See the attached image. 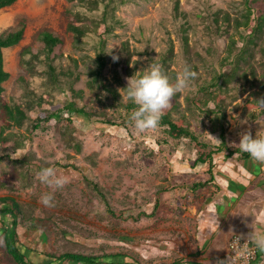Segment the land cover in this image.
<instances>
[{"label":"rangeland","instance_id":"obj_1","mask_svg":"<svg viewBox=\"0 0 264 264\" xmlns=\"http://www.w3.org/2000/svg\"><path fill=\"white\" fill-rule=\"evenodd\" d=\"M92 2L18 0L0 10V35L24 25L23 40L2 52L4 70L9 74L3 84L4 100L22 104L25 89L44 97L42 105L35 104L29 109L30 120L25 128L11 129L17 138L0 145L3 158L0 198L11 197L21 205L23 215L17 221L16 231L21 243L35 251L26 254L36 264L46 260L37 254L64 251L83 255L130 251L145 264L167 263L196 248L192 232L198 227L197 216L211 188L193 190L192 186L208 180V167H192L197 156L193 144L171 139L165 127L138 132L131 121L133 111L127 107L132 102L124 88L130 77H138L166 53L170 40L174 55L169 70L175 71L176 79L188 63L197 67L190 88L178 92L179 108L171 118L180 122L183 116L182 124L189 127L198 142L206 145V150L216 152L221 141L216 114L211 113L213 103L208 101L204 111L194 108L188 111L185 100L189 96L202 97L199 89L208 86L214 75L223 73L219 61L226 55L228 38L223 36L212 42L206 35L199 18L204 0L126 1L115 8L114 17L121 27L114 30V37L106 40L104 49L106 66L102 83L116 90L115 99L107 90L89 85V72L95 69L97 29L82 40L66 31L68 12L95 7ZM175 2L179 3L182 16L178 21H174L172 12ZM241 2L207 0V5L212 12L227 11L235 17ZM82 24L83 21L76 22L78 26ZM89 24L91 28L99 25H92L90 19ZM180 26L189 28L186 55L178 37ZM43 31L62 39L55 63L66 69L74 66L71 59L76 60L78 80L50 87L46 83L45 66L35 61L31 62L33 69L22 66L21 51L28 48L39 52L42 45L38 36ZM124 43L133 52L128 64L129 76L123 72ZM206 50H211V56L205 54ZM113 56L117 59L113 60ZM255 91L226 100L222 127L227 150L213 156V173L219 161L226 160L228 151H240V133L264 136V108L258 104L262 97L253 95ZM70 102L88 114V118L84 117L88 122L66 113L58 114ZM54 112L55 118L40 122V128L32 130V123ZM16 139L19 145L14 146L12 141ZM20 161L26 164L22 166ZM44 167H54L59 175L68 178L63 188L53 189L37 179V173ZM93 185L97 186L96 192ZM49 192L54 196L51 207L42 203V196ZM155 202L159 203L155 216L142 217V213L153 211ZM109 210L114 214L121 212L123 219L117 220ZM0 264H15L3 246L1 229Z\"/></svg>","mask_w":264,"mask_h":264},{"label":"trees","instance_id":"obj_2","mask_svg":"<svg viewBox=\"0 0 264 264\" xmlns=\"http://www.w3.org/2000/svg\"><path fill=\"white\" fill-rule=\"evenodd\" d=\"M18 0H0V10L13 6ZM128 0H93V6L95 7H80L74 13L68 12L67 18L69 23L67 24L66 31L68 34L77 39L82 40L87 37L88 34L92 35L97 29V49L94 59L95 69L89 72L91 78L90 86L101 87L107 90L112 96L117 99L116 90L106 87L102 83V72L106 66V55L104 49L106 46V40L110 37H114V30L117 27H121V22L114 17L115 8L121 4H124ZM203 6L200 8L199 18L204 24L206 35L212 42L220 37L227 36L228 42L225 48V57L219 61V69L221 74H216L212 78L211 83L199 89L202 93V97L189 96L185 102L187 110L192 111L193 108L199 111L206 109L207 102L210 101L214 105V110L211 113L216 114L217 123L219 125V138L220 146L216 152H221L226 149L224 129L222 122L225 121V102L226 100H234L242 93L254 91L253 95L262 97L264 100V0H242L239 6L237 16H231L227 11L218 10L212 12L207 5V0H204ZM173 17L174 21H178L181 18L179 12V3L173 4ZM92 17L98 18V20ZM89 19L92 25L98 27L91 28ZM82 25H76V22H82ZM188 29L185 26H180L178 29V37L181 42V50L184 55L188 54L189 50V38ZM24 25L21 24L16 31H8L0 35V145L4 146L10 138L16 137L11 133L12 128L22 129L25 128L29 122V109L37 104L40 106L43 104L44 97L39 92L34 90L25 89L24 96L21 103H7L3 98V84L8 80L9 74L4 70L3 64V50L17 46L23 40ZM38 39L42 45L39 52H33L26 48L21 51V64L26 69L34 68L31 62H38L40 65L45 66L46 70V83L50 87H60L61 82H74L78 80V74L76 73V60L71 59L74 65L71 68H62L60 64L55 63L57 60V50L62 46L63 41L56 34L49 31H43L39 34ZM122 51L125 54V63L123 66L124 74H128V64L133 55V52L129 50L128 44L124 43ZM205 54L211 56V50H206ZM173 45L168 40V49L165 54L161 55V58L154 62L159 66L164 74L168 76L170 81L175 82V71L169 70V63L173 58ZM198 58L199 56L196 55ZM186 67L190 68L192 72L197 70L196 66L188 63ZM226 70L223 71L224 68ZM227 72V73H226ZM129 76V74H128ZM213 88V91L209 89ZM179 94L174 95L170 101V107L166 109L161 117L159 126L165 127L169 137L173 140H185L193 144V148L196 152V158L192 161L191 166L207 165L208 180L194 184L193 190H200L211 186L214 182V162L213 156L216 152L206 150V145L198 142L197 138L190 131L189 127L182 124L185 118L182 116L180 122H176L171 118L172 113H176L179 108L177 102ZM128 109L134 111L135 105L133 103L128 104ZM59 113H66L71 118L79 117L82 122H88L84 117L88 118L83 110L78 109L75 104L69 103L63 106ZM56 113H52L48 118L39 119L35 123H32L31 127L33 131H37L40 128V122H44L48 119L55 118ZM68 117V118H70ZM13 145H19L18 139L12 141ZM77 148H79L77 146ZM227 150V149H226ZM236 155L238 160H247L250 157L246 153H242L239 150L228 151L225 154V158H232ZM3 160L0 157V162ZM22 166L26 164L24 161H20ZM90 186L91 184L88 183ZM93 191H97V186L93 185ZM159 207V203L155 202L153 211L150 214L142 213V217L152 218L155 216L156 210ZM110 214L117 220L123 219L122 213L114 214L109 210ZM23 215V209L21 205L11 197L0 198V229L1 237L3 240V246L6 253L13 259L15 264H36L29 260L26 251L35 252L29 248H26L21 243L16 231L17 221ZM197 227L194 228L192 235L196 242ZM36 254V253H35ZM44 260L45 264H145L137 255L130 251L115 252L109 254L100 255H83L71 251L55 252L54 254H37ZM202 253L198 250L197 244L193 252L186 254L185 256H176L173 260L167 263L160 264H204L201 260ZM42 263V264H43ZM40 264V263H39Z\"/></svg>","mask_w":264,"mask_h":264},{"label":"crops","instance_id":"obj_3","mask_svg":"<svg viewBox=\"0 0 264 264\" xmlns=\"http://www.w3.org/2000/svg\"><path fill=\"white\" fill-rule=\"evenodd\" d=\"M213 175L211 194L197 216L196 244L204 264L224 255L232 236L264 229V164L237 161L235 155L219 161ZM252 264H264V251Z\"/></svg>","mask_w":264,"mask_h":264},{"label":"clouds","instance_id":"obj_4","mask_svg":"<svg viewBox=\"0 0 264 264\" xmlns=\"http://www.w3.org/2000/svg\"><path fill=\"white\" fill-rule=\"evenodd\" d=\"M116 59L117 57L113 56V60ZM194 76L195 73L185 67L175 82H172L159 66L152 64L148 65L138 77H130L124 89L128 100L136 106L131 114L135 129L140 133L156 129L164 111L170 107L172 97L178 92L188 90ZM258 104L264 108V100H258ZM238 146L240 151L248 154L252 160L264 164V136L253 137L247 131L242 132L239 134ZM37 179L53 189L63 188L68 182V178L59 175L54 167L42 168L37 173ZM53 200L52 192L42 196V203L45 206H53ZM240 241L241 237L233 236L229 242L235 254L244 247L245 242L255 249L264 251V229L251 230L245 242L241 244Z\"/></svg>","mask_w":264,"mask_h":264},{"label":"built area","instance_id":"obj_5","mask_svg":"<svg viewBox=\"0 0 264 264\" xmlns=\"http://www.w3.org/2000/svg\"><path fill=\"white\" fill-rule=\"evenodd\" d=\"M239 237H241V244L244 243L246 238L242 236ZM232 238L233 236L231 239ZM231 239L229 242H231ZM258 252V249H255L252 245L245 242L244 247L235 254V252L232 250L231 244L228 243L227 252L224 255L218 257L215 261V264H227V261L228 264H252L258 256Z\"/></svg>","mask_w":264,"mask_h":264}]
</instances>
